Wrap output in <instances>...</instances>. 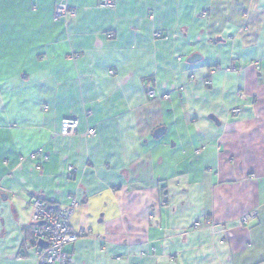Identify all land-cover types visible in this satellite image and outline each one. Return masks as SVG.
<instances>
[{"label":"crops","instance_id":"obj_1","mask_svg":"<svg viewBox=\"0 0 264 264\" xmlns=\"http://www.w3.org/2000/svg\"><path fill=\"white\" fill-rule=\"evenodd\" d=\"M111 1L0 0V264H264V0Z\"/></svg>","mask_w":264,"mask_h":264},{"label":"built area","instance_id":"obj_2","mask_svg":"<svg viewBox=\"0 0 264 264\" xmlns=\"http://www.w3.org/2000/svg\"><path fill=\"white\" fill-rule=\"evenodd\" d=\"M100 7H114L111 0H102ZM74 12L68 11L66 5L60 4L56 6L55 15L57 18L63 17ZM155 36H159L158 33ZM112 74V72H110ZM168 97V95H165ZM234 114H238V109L233 110ZM79 120L76 118L66 117L60 122V135L72 136L77 132ZM96 131L91 129L86 132V136L94 137ZM69 171H73L69 168ZM77 206L76 199H72L70 206L67 208L49 207L40 199H34L30 202L31 208V223L33 226L34 242H45L47 248H39L37 251V264H69L72 260L65 248L75 243L84 232H74L71 229V220L74 209ZM253 218L252 216H244L242 222L247 224ZM199 222L194 224V227H199Z\"/></svg>","mask_w":264,"mask_h":264},{"label":"water","instance_id":"obj_3","mask_svg":"<svg viewBox=\"0 0 264 264\" xmlns=\"http://www.w3.org/2000/svg\"><path fill=\"white\" fill-rule=\"evenodd\" d=\"M196 58H198L197 55H194L192 56L189 61L190 62H194L196 60ZM164 132V129L163 128H158L156 131H154V137L158 138L160 135H162ZM39 246L40 247H45L46 246V243L45 242H39Z\"/></svg>","mask_w":264,"mask_h":264},{"label":"rangeland","instance_id":"obj_4","mask_svg":"<svg viewBox=\"0 0 264 264\" xmlns=\"http://www.w3.org/2000/svg\"><path fill=\"white\" fill-rule=\"evenodd\" d=\"M110 8H112V7H110ZM156 35V34H155ZM156 37V36H155ZM166 95H168V94H166ZM165 97V96H164ZM168 97H169V95H168ZM168 97H165V98H168ZM245 216H252V213H249V214H247V215H245ZM244 216H242V218H243ZM242 218L240 219V223L241 224H243V225H245V223H243L242 222ZM195 223H197V222H195ZM194 223V224H195ZM200 223V222H199ZM201 225L199 226V227H201L202 226V223H200ZM248 224V223H247ZM194 226V225H193ZM199 227H194V228H199ZM77 233H79V232H77ZM38 245H39V242H38ZM40 248H44V249H46L47 248V244H46V246L45 247H40ZM36 257H37V254H36ZM36 257H35V264H37V260H36Z\"/></svg>","mask_w":264,"mask_h":264}]
</instances>
